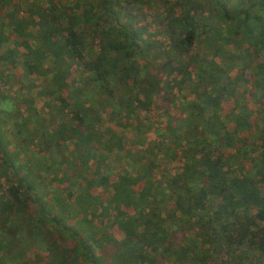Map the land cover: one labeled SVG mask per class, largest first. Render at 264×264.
Here are the masks:
<instances>
[{
    "label": "trees",
    "instance_id": "trees-1",
    "mask_svg": "<svg viewBox=\"0 0 264 264\" xmlns=\"http://www.w3.org/2000/svg\"><path fill=\"white\" fill-rule=\"evenodd\" d=\"M142 2L32 0L7 14L0 42L25 52L7 49L0 63L22 66L17 88L29 81L0 93L17 140L11 152L0 136V248L18 238L19 264H264V0H162L165 47L133 20ZM205 45L236 64L234 82ZM35 75L46 112L23 93ZM139 111L165 120L153 128ZM151 128L157 145L142 152L118 135ZM93 141L100 152L88 153ZM115 148L118 171L104 154Z\"/></svg>",
    "mask_w": 264,
    "mask_h": 264
},
{
    "label": "rangeland",
    "instance_id": "rangeland-1",
    "mask_svg": "<svg viewBox=\"0 0 264 264\" xmlns=\"http://www.w3.org/2000/svg\"><path fill=\"white\" fill-rule=\"evenodd\" d=\"M171 1V0H170ZM32 0H0V23H2L3 26H1V31L4 37L8 38L10 35H12L11 29L8 26V18H7V14L9 12H11L15 7L18 8V14L20 17L23 16L24 14V10L28 8V6L31 4ZM138 2V1H137ZM71 3H68L67 6H69L68 8H70ZM136 9H134V11H132V18L133 20L136 21L138 26H144L145 27V33L143 35V38H148L149 40L155 42V46H167L168 42L166 40V37L164 34H162L161 32V28L160 26L155 22V14L159 13V12H163L164 11V6H163V2L162 0H143L142 4L140 5L139 3L135 4ZM125 22V20L123 21ZM27 42L30 43V45L33 46H37V41L35 39H26ZM97 42V41H96ZM94 43V50H97V43ZM200 52L201 55H205L206 54V60L209 64V62H214L215 64L219 65L223 70H224V74L222 76V80L223 82H234L235 77H236V73H237V66L235 63L225 59L222 56H217V57H213L212 56V50H210L209 47L205 46H201L200 47ZM7 49H16L18 51L19 54H23L24 48L23 45L22 46H18V48L16 47V42L14 40H10V38L8 39V41H2L0 42V56L5 52V50ZM154 59H149V63H148V68L149 70H151L152 73H156V70L154 68V66H152V64ZM3 64V65H2ZM4 64H9V63H0V73H3L7 76V82L5 80H1L0 81V93H5L7 96H10L11 98H13V95L17 92V90H19V88H23V86H27L29 81L26 80L25 77H20L21 80V84L23 86L17 88L15 86L14 80L17 77V74H21V70H22V66H18L17 68L13 66L12 63L11 66L8 68L6 66V68L4 67ZM206 63V66L208 65ZM152 66V67H151ZM72 73L76 76L79 72L78 66H73L71 69ZM44 78L43 77H39L37 75L33 76L32 79L30 80V82H33L35 84L36 88H33L31 90V92H26V90L24 89L23 93H25L26 96H29L31 98L34 99L35 102V108L39 111V112H46V107H45V102L47 101V97L45 96H40L39 94H37V91H41L43 90V85H44ZM46 80H49L48 77H46ZM241 84V83H240ZM247 89H249V87H247ZM246 92V91H245ZM46 94V93H45ZM177 100L180 103L185 102L186 100H189L188 97L186 96H182L180 93H177ZM186 97V98H184ZM1 102V101H0ZM14 101L11 99V107H13ZM10 107V106H9ZM48 112V111H47ZM156 114V113H155ZM154 113H150V114H143L142 112H138V117L141 119H144V121L148 122L150 124V126L152 125L153 128H157L158 126H160V124H163L165 117H162L158 114L155 115ZM52 115V114H51ZM8 116L6 114L0 113V136H2L4 141H8L10 142L9 145V150L11 152L14 151V144L17 143L16 137L14 135V130H13V126H12V121H7L4 122V119L7 120ZM105 117H103V121L101 123V125L99 126V128L97 130H106L105 128L108 127L109 123L107 122L108 120L104 119ZM2 120V121H1ZM153 128L151 129H146V131H144V133H142L141 135H136L133 131L128 130H122L118 132V135H120L122 137V139H124V142L127 146H130L131 149H133L134 151H139L142 152L144 150H149L151 148H155L157 145V138L154 135V131ZM89 148V149H88ZM87 149L89 150L88 153H92V152H100L101 149L100 147L97 145V143L95 144V142L93 141L92 144H90V146ZM79 152H83V150L77 151ZM104 154H106V156L108 157L107 159V164L110 165L112 167L113 170H120L121 168L125 167V162L122 158V152H120L118 149L116 150L113 149L112 152H110V150H104ZM79 155L81 156V154L79 153ZM160 158V157H159ZM162 160V161H161ZM160 163H164V168L167 169L168 172L170 173H175L177 171V163H167L164 159H162V157L159 159ZM154 175L155 176H161V172H159L158 170L154 171ZM2 238V236H0V239ZM5 238H11V235H7L5 236ZM19 239L16 238V243L14 245L13 248H10L9 250H5L0 248V255L3 256L4 253H6V255H10L8 257V259H1L3 261H1V264H19V262L17 260L14 259V254L16 253V250L19 248L18 245ZM20 243V242H19ZM238 255H242L246 258H249V253L245 250V249H241L237 252ZM28 258V257H27ZM44 264V263H42Z\"/></svg>",
    "mask_w": 264,
    "mask_h": 264
}]
</instances>
